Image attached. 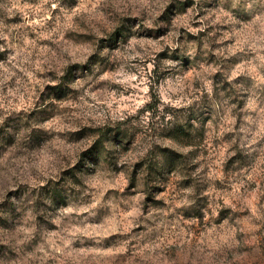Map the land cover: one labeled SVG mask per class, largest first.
Here are the masks:
<instances>
[{"label": "clouds", "instance_id": "clouds-1", "mask_svg": "<svg viewBox=\"0 0 264 264\" xmlns=\"http://www.w3.org/2000/svg\"><path fill=\"white\" fill-rule=\"evenodd\" d=\"M0 264H264V0H0Z\"/></svg>", "mask_w": 264, "mask_h": 264}]
</instances>
